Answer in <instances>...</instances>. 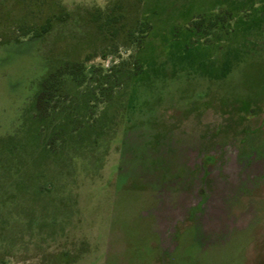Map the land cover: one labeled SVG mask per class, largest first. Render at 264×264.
<instances>
[{"label":"rangeland","instance_id":"374dc122","mask_svg":"<svg viewBox=\"0 0 264 264\" xmlns=\"http://www.w3.org/2000/svg\"><path fill=\"white\" fill-rule=\"evenodd\" d=\"M55 2L0 45V264H264V0Z\"/></svg>","mask_w":264,"mask_h":264},{"label":"trees","instance_id":"16d2710c","mask_svg":"<svg viewBox=\"0 0 264 264\" xmlns=\"http://www.w3.org/2000/svg\"><path fill=\"white\" fill-rule=\"evenodd\" d=\"M55 1L56 0H50L53 10L59 8L60 9L59 13L58 11L57 13L54 12L55 14L45 18V20L41 24L15 23V28H18L17 35L10 40H5L3 42H0V45L9 42L19 43L22 38H26V37L29 38L42 37L43 35L50 32L56 23H60L64 21L66 18H68L69 14L63 11L62 6H59L60 4H58ZM35 2H38V0H33L31 1V3L27 2L28 7L30 8L39 7V5L36 4ZM95 57L98 56H97V52L94 51L93 53L87 55L81 62L64 65L62 68L58 69V71H56L55 73H50L44 76L38 85V92L35 97L36 106L40 109L46 108L45 106L49 105L50 99L56 95L55 93L59 89L61 82L60 77H62L65 74L70 75L74 78L77 77L78 74L82 73L84 64L91 61ZM104 57L105 54H103V58Z\"/></svg>","mask_w":264,"mask_h":264}]
</instances>
